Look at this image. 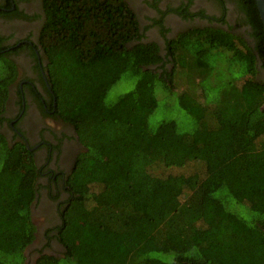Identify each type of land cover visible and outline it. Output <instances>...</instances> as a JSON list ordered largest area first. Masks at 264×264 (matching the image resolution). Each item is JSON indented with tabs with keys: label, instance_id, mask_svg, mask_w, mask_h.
Segmentation results:
<instances>
[{
	"label": "trees",
	"instance_id": "obj_1",
	"mask_svg": "<svg viewBox=\"0 0 264 264\" xmlns=\"http://www.w3.org/2000/svg\"><path fill=\"white\" fill-rule=\"evenodd\" d=\"M234 3L253 47L195 27L162 55L125 0H40L54 116L83 149L55 227L64 251L34 264H264V30L254 0ZM12 6L0 0V14ZM2 39L0 121L17 74ZM37 176L32 153L0 132V264H23L36 238Z\"/></svg>",
	"mask_w": 264,
	"mask_h": 264
},
{
	"label": "flooded vegetation",
	"instance_id": "obj_2",
	"mask_svg": "<svg viewBox=\"0 0 264 264\" xmlns=\"http://www.w3.org/2000/svg\"><path fill=\"white\" fill-rule=\"evenodd\" d=\"M10 1L12 8L16 7L19 14L22 11L25 15L6 17L0 14L1 45L11 51L17 69L0 121V132L10 145L23 143L37 165L32 214L43 216L47 225L36 227V238L25 249L23 264H34L40 254H53L62 248L56 239L55 227L60 223V205L68 196L64 181L83 148L73 127L54 116L55 99L48 87L43 69L45 60L38 42L42 19L40 0ZM125 1L136 13L143 34L141 39L157 42L162 55L166 53V40L195 27L229 30L254 46L251 28L243 22L244 15L237 10L234 0ZM255 76L264 79L259 59Z\"/></svg>",
	"mask_w": 264,
	"mask_h": 264
},
{
	"label": "rangeland",
	"instance_id": "obj_3",
	"mask_svg": "<svg viewBox=\"0 0 264 264\" xmlns=\"http://www.w3.org/2000/svg\"><path fill=\"white\" fill-rule=\"evenodd\" d=\"M220 59V60H219ZM216 64L217 65H221V66H227V62H226V60H224V58H222V57H217L216 58ZM226 68L227 67H224L223 69V71H224V73H222V76H224V75H227L228 74V70L226 71ZM128 86L129 85H124V82H120V83H118L116 86H114L110 91H109V93H108V95H107V98L108 99H114L115 97H116V95H118V94H120V93H122V92H125L127 89H128ZM33 221H34V224H35V226L36 227H38L40 224H43V225H47L46 224V222H47V220H44V217L43 216H41L40 214H34L33 215ZM36 245L38 244V242H36L35 243ZM63 251H64V247L62 246V248H59V252H53V254H55V255H61L62 253H63Z\"/></svg>",
	"mask_w": 264,
	"mask_h": 264
},
{
	"label": "water",
	"instance_id": "obj_4",
	"mask_svg": "<svg viewBox=\"0 0 264 264\" xmlns=\"http://www.w3.org/2000/svg\"><path fill=\"white\" fill-rule=\"evenodd\" d=\"M254 1L256 3V7L264 30V0H254Z\"/></svg>",
	"mask_w": 264,
	"mask_h": 264
}]
</instances>
